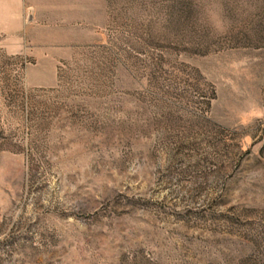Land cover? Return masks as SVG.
<instances>
[{
	"label": "rangeland",
	"instance_id": "rangeland-1",
	"mask_svg": "<svg viewBox=\"0 0 264 264\" xmlns=\"http://www.w3.org/2000/svg\"><path fill=\"white\" fill-rule=\"evenodd\" d=\"M0 264H264V0H0Z\"/></svg>",
	"mask_w": 264,
	"mask_h": 264
}]
</instances>
